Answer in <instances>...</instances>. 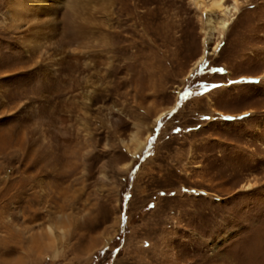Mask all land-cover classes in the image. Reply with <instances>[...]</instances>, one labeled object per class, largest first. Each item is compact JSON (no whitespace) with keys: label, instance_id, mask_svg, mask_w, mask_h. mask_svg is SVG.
Wrapping results in <instances>:
<instances>
[{"label":"rangeland","instance_id":"obj_1","mask_svg":"<svg viewBox=\"0 0 264 264\" xmlns=\"http://www.w3.org/2000/svg\"><path fill=\"white\" fill-rule=\"evenodd\" d=\"M210 1L0 0V264H264V0Z\"/></svg>","mask_w":264,"mask_h":264},{"label":"bare ground","instance_id":"obj_2","mask_svg":"<svg viewBox=\"0 0 264 264\" xmlns=\"http://www.w3.org/2000/svg\"><path fill=\"white\" fill-rule=\"evenodd\" d=\"M43 1L44 0H9V2H8V10H7L6 14H7V19L10 21L12 27L13 28L18 27V25L20 23H22L23 21L27 22L28 23V31L32 32V30H35V29L38 30V31H35L36 35L35 34L34 35L37 38H39L44 33L43 32V28L45 26V22L46 21L41 22L42 21V18H41V20H39L38 22L34 23L33 22L34 17L37 16L38 12H40V11H37L35 13L34 9L36 7H38V6H43V8H46L45 4L42 5ZM234 1H235V5H234L235 11H237V6L236 5H237V1L238 0H234ZM225 9H228V7H225L224 0H211L210 2H208L206 4V11L208 13H213L215 11L225 10ZM50 10H53V6L52 5H50L49 8H48V11H50ZM43 15L44 16H42V17L44 18L45 14H43ZM229 17L228 18H226V17L222 18L219 21V26L218 27H220L221 34L224 33L225 29L227 28V26H228V24L230 22ZM43 20H45V18ZM54 20L52 19L51 20L52 22H49V20L47 21V23L49 25L52 24V28L55 27L54 26L55 25ZM208 22L211 23V19ZM208 22H207V24H209ZM83 29H85V27H83ZM213 29H214V27L211 26L210 31H208L207 34H210ZM24 37L27 38L28 36H24ZM38 41H39V39H38ZM29 45H31V44L28 43L27 41H24V43H23L24 47L29 48ZM203 59H204V55L202 54V56L199 58L197 63H200ZM137 144L138 145L135 148V150L141 149L145 145V141H138L137 140ZM135 154H136V152L134 153V155Z\"/></svg>","mask_w":264,"mask_h":264},{"label":"snow or ice","instance_id":"obj_3","mask_svg":"<svg viewBox=\"0 0 264 264\" xmlns=\"http://www.w3.org/2000/svg\"><path fill=\"white\" fill-rule=\"evenodd\" d=\"M215 71V70H214ZM245 115V117L248 115V113H245L244 114ZM226 119H234L233 117H227Z\"/></svg>","mask_w":264,"mask_h":264}]
</instances>
